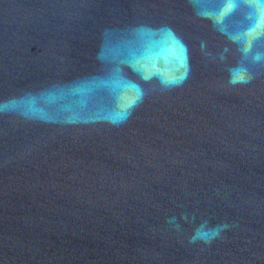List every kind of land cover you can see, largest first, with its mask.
Returning a JSON list of instances; mask_svg holds the SVG:
<instances>
[{"label": "water", "instance_id": "obj_1", "mask_svg": "<svg viewBox=\"0 0 264 264\" xmlns=\"http://www.w3.org/2000/svg\"><path fill=\"white\" fill-rule=\"evenodd\" d=\"M0 264H264V0H0Z\"/></svg>", "mask_w": 264, "mask_h": 264}]
</instances>
